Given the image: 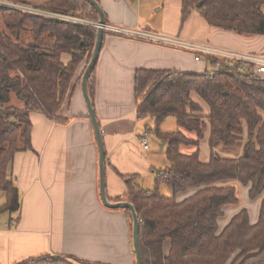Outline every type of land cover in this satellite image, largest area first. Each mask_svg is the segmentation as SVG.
Segmentation results:
<instances>
[{"label":"trees","instance_id":"16d2710c","mask_svg":"<svg viewBox=\"0 0 264 264\" xmlns=\"http://www.w3.org/2000/svg\"><path fill=\"white\" fill-rule=\"evenodd\" d=\"M19 2L17 0H8ZM181 22L197 12L210 26L240 35L264 36V0H180ZM199 4H202L199 7ZM41 9L99 22L94 7L85 0H50ZM98 29L0 8V191L6 204L0 214L21 209L20 192L10 178L17 153L32 151V113L66 124L61 112L82 84L96 45ZM109 32H104V40ZM103 40V43H104ZM103 46V45H102ZM72 56L64 66L63 54ZM83 72L74 84L76 73ZM218 72L204 74L139 70L136 74L137 114L143 120L154 118L155 134L166 146L167 170L155 171V189L146 190L139 175L122 176L128 193L119 202L133 205L140 222V248L143 264H264V201L259 220L251 224L248 210L235 215L223 229L219 219L228 205L239 204L235 186H218L237 181L250 186L254 201L264 193V82L241 79L224 73L223 63L210 60ZM88 81L95 106L96 71ZM216 72V71H215ZM197 94L209 107L211 159H201L200 141L207 128L202 108L192 100ZM13 96L22 108L12 105ZM168 118L179 127L196 133L188 138L182 131L162 132ZM247 142L242 157L226 159L214 150L216 143L234 147ZM146 133H150L147 128ZM182 147L195 151L184 154ZM166 186L173 196L161 194ZM197 192L182 202L180 193ZM131 230L134 221L128 209ZM170 243L166 256L165 246ZM18 264H86L77 258L42 256Z\"/></svg>","mask_w":264,"mask_h":264},{"label":"crops","instance_id":"0c3cea01","mask_svg":"<svg viewBox=\"0 0 264 264\" xmlns=\"http://www.w3.org/2000/svg\"><path fill=\"white\" fill-rule=\"evenodd\" d=\"M17 1L40 7L50 0ZM96 1L106 16V23L111 25L181 36L241 52L264 53V36L240 35L210 26L197 12L182 24L180 0ZM61 61L68 66L72 56L65 53ZM84 65L78 69L74 84ZM139 70L204 74L212 71L213 66L207 61L195 62L188 52L106 36L97 63L94 109L106 151L105 182L110 203H117L128 193L122 176L139 175L141 180L143 175H154L156 171L147 153L151 147L144 150L140 144L146 133L140 131L144 120L137 114ZM198 98L192 94L207 124L200 152L202 161L208 163L211 159L210 109L205 114L203 101ZM12 105L23 107L13 101ZM61 115L66 124L41 113L31 114L32 151L17 153L10 168V178L20 192L21 209L13 214H0V264H18L42 256H69L86 264H137L128 214L122 209L106 207L100 196L99 149L81 85ZM189 134L188 138L197 139L196 133ZM220 144L216 143L214 149ZM226 185L236 187L240 202L223 209L218 222L220 230L244 209L249 212L251 224H256L264 193L251 201L250 186L228 181L218 184ZM196 192L180 193L177 201L182 202ZM5 204L6 194L0 191V208ZM169 251L170 243H167L166 256Z\"/></svg>","mask_w":264,"mask_h":264},{"label":"built area","instance_id":"2783aa9c","mask_svg":"<svg viewBox=\"0 0 264 264\" xmlns=\"http://www.w3.org/2000/svg\"><path fill=\"white\" fill-rule=\"evenodd\" d=\"M0 8L14 10L26 14H32L68 23L92 26L97 29L101 27L104 32H109L115 36L143 41L179 51L188 52L194 56V60L197 63L203 61L209 62L210 60H216L219 63H223L227 68V71H222L224 73L232 75L236 78H250L264 82V53L241 52L228 48L217 47L209 43L193 41L181 36L162 34L147 29L124 28L108 23L101 25L100 22H91L80 17L54 13L47 10H43L40 7L22 4L18 2H11L8 0H0ZM217 70L219 69L212 70L210 72H205L204 75H208L213 78V76L218 72ZM140 144L144 150H148L150 147L148 138L146 137L140 139Z\"/></svg>","mask_w":264,"mask_h":264},{"label":"water","instance_id":"95a60500","mask_svg":"<svg viewBox=\"0 0 264 264\" xmlns=\"http://www.w3.org/2000/svg\"><path fill=\"white\" fill-rule=\"evenodd\" d=\"M87 3H89L92 7L95 8L97 13L99 14L100 17V24L104 25L106 24V16L100 6V4L96 0H85ZM202 4H199V7H201ZM103 40H104V30L100 27L97 32V39H96V45L95 49L91 58V61L85 70L83 79H82V92L88 107L89 111V116L93 125L98 149H99V168H100V196L102 199L103 204L111 209H128L133 216V221H134V227H133V242H134V247L136 251V259H137V264H143V259H142V253H141V248H140V222L137 216V213L133 207L132 204L127 203V202H119V203H110L107 195H106V151H105V146H104V140L102 137V132L100 129V125L98 123L97 117H96V112L94 109L93 102L90 98L89 92H88V81L89 78L97 66L98 59L100 57V53L102 50V45H103Z\"/></svg>","mask_w":264,"mask_h":264},{"label":"rangeland","instance_id":"374dc122","mask_svg":"<svg viewBox=\"0 0 264 264\" xmlns=\"http://www.w3.org/2000/svg\"><path fill=\"white\" fill-rule=\"evenodd\" d=\"M263 53V52H260ZM206 62V61H205ZM85 66V65H84ZM84 68V67H83ZM197 99V97L195 96ZM198 100H200L198 98ZM13 102L14 104H20L22 103L15 97L13 96ZM201 102V100H200ZM202 106L204 108L205 114L208 113L209 108L205 103L202 102ZM144 121L142 122V125L140 127V131H143L146 133V129L148 128L150 130V133H146L144 137L148 138L149 141V146L151 147V150L148 151L147 153L150 154V159L151 161L153 160L154 166L156 171H163L166 170L169 167V163L166 157V146L163 148V143L158 139V137L155 134L156 130V122L154 118H147L143 119ZM162 132L165 133H173L177 131H183L179 125L178 122L175 118H168L164 121V123L160 127ZM246 126H245V134L243 135L242 141H240L237 146L234 148L232 147H225L224 145L220 144V147H218L215 152L220 156V157H225L229 159H238L243 156L244 152V146L245 143L247 142V133H246ZM184 132V131H183ZM186 133V132H184ZM186 135L190 136L189 133H186ZM193 147H182L181 151L182 153L185 154H190L193 151ZM230 183L237 182V181H228ZM140 184L142 187L146 190H154L155 189V174L153 175H143L140 180ZM160 192L162 195L171 197L173 196V192L171 189H169L166 186H162L160 189Z\"/></svg>","mask_w":264,"mask_h":264}]
</instances>
